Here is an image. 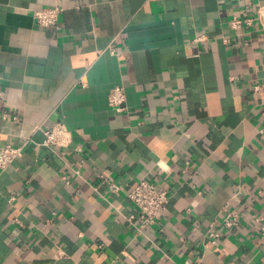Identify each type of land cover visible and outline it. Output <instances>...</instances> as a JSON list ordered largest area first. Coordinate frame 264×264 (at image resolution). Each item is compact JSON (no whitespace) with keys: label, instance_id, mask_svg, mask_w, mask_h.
<instances>
[{"label":"crops","instance_id":"1","mask_svg":"<svg viewBox=\"0 0 264 264\" xmlns=\"http://www.w3.org/2000/svg\"><path fill=\"white\" fill-rule=\"evenodd\" d=\"M263 4L0 0V264H264V29L230 27ZM140 179L170 195L145 231Z\"/></svg>","mask_w":264,"mask_h":264},{"label":"built area","instance_id":"2","mask_svg":"<svg viewBox=\"0 0 264 264\" xmlns=\"http://www.w3.org/2000/svg\"><path fill=\"white\" fill-rule=\"evenodd\" d=\"M62 11L60 7H46L36 9L32 14L38 27L49 28L59 23ZM256 26H261L264 29V4L258 7L254 16H235L230 22V27L233 30H240L242 28L252 29ZM204 40H206L205 37L196 38V41ZM227 42H229L228 39ZM125 100L126 94L124 88L117 86L109 94L108 104L116 112H123L125 110ZM262 133L264 137V131ZM65 135L66 130L64 125L57 124L52 129L45 131L44 145L64 146L66 144L64 139ZM23 151L24 146L15 147L6 145L2 148L0 150V170L8 168L16 159L22 156ZM110 187L114 191L119 190V187L113 183ZM128 196L138 210V217L130 216L128 220L134 225H137L141 231L152 228L162 218L163 213L170 203L169 191L157 182L147 179L138 180L130 190ZM238 222L239 216L236 213H227L224 217V224L227 228L234 227ZM262 222V230H264V221ZM212 236L218 237L219 235L212 234Z\"/></svg>","mask_w":264,"mask_h":264}]
</instances>
